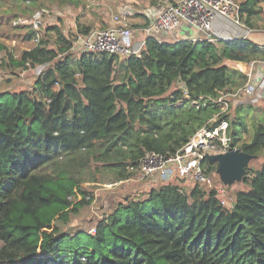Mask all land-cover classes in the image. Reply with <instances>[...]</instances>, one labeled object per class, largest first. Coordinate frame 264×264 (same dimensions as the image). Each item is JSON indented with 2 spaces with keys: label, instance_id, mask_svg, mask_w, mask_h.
Wrapping results in <instances>:
<instances>
[{
  "label": "trees",
  "instance_id": "1",
  "mask_svg": "<svg viewBox=\"0 0 264 264\" xmlns=\"http://www.w3.org/2000/svg\"><path fill=\"white\" fill-rule=\"evenodd\" d=\"M28 1V8L38 4ZM263 1L241 2L245 24ZM91 29L79 25L78 32ZM49 32L52 46L49 36L19 58L10 54L13 67L48 64L33 88L0 91V264H264V164L247 168L249 187L235 193L231 207L215 188L162 181L145 198L119 203L92 232L70 234L57 222L92 202L81 172L93 152L99 161L115 159L120 174L148 152L175 155L219 112L209 98L246 82L225 61L264 60V45L149 36L141 55L75 57L61 26ZM240 110L231 121L233 145L260 154L264 118L239 145L249 131ZM202 166L208 176L218 167L208 159Z\"/></svg>",
  "mask_w": 264,
  "mask_h": 264
},
{
  "label": "rangeland",
  "instance_id": "2",
  "mask_svg": "<svg viewBox=\"0 0 264 264\" xmlns=\"http://www.w3.org/2000/svg\"><path fill=\"white\" fill-rule=\"evenodd\" d=\"M36 1L38 4L29 5L31 8L29 10L27 7L28 0H0V17L2 18L0 25V91L6 89L12 91L31 90L33 88L37 76L48 65L43 64L28 68L13 67L10 54L14 58H19L24 50L35 47L40 40H46L49 36L52 46L55 37L53 33L49 32L50 26H61L66 36L73 39L74 42L79 35V25L80 27L82 25L91 28L102 27L109 24L115 15L126 16L129 25L137 30L146 26L155 17L159 9L171 2V0H80L76 4L75 2L61 3L60 0ZM260 6V11L255 15L256 17L253 16L254 19L252 18L250 23H253L254 27L262 32L264 30V3L261 2ZM43 10L47 12H44L36 20V16ZM30 31L34 32V36L28 39L27 35ZM259 33L257 37L260 39ZM263 34L264 32L261 33V37ZM168 37L170 38L171 34ZM70 52L78 57L82 50L75 47ZM225 62L237 71L248 72L249 64L247 63ZM5 64L8 66L6 67ZM231 90L226 89V91ZM238 107L244 114L249 128L248 132L242 133L241 141L238 143L241 145L251 140L252 124L264 118V100L258 103H249L244 100L235 101L230 109L231 121L235 120V112ZM98 156L99 151L93 152L90 157L92 158L91 163L81 172L82 187L89 194L88 197L92 198V202L83 206L77 213L71 214L67 222L57 221L64 232L70 234L79 231L92 232L95 230L96 224L107 217L119 203L132 198L143 199L151 188L162 184L158 175H145L139 166L129 168L120 174V168L112 166L116 161L115 159L99 161ZM263 164L264 150L250 158L240 171L236 169L224 176L221 170H216V173L209 177L214 188L223 190L224 193L221 196L233 203L235 193L249 187L245 181L247 168L255 170L261 168ZM217 165L219 166L218 161ZM221 178L226 182H223ZM170 181L178 183L188 190L196 183L191 174L183 177L177 176ZM205 187L209 188V186Z\"/></svg>",
  "mask_w": 264,
  "mask_h": 264
},
{
  "label": "built area",
  "instance_id": "3",
  "mask_svg": "<svg viewBox=\"0 0 264 264\" xmlns=\"http://www.w3.org/2000/svg\"><path fill=\"white\" fill-rule=\"evenodd\" d=\"M241 4L236 0H177L169 3L146 26L135 30L126 21V16L115 15L106 27H94L84 34L78 33L73 47L82 52H108L121 58L141 55L146 39L152 36L159 41H168V36L186 22L201 31L202 36L190 38L193 41L207 39L209 41H229L247 39L254 30L247 26L240 16ZM47 12L41 11L36 20ZM222 18L242 27L243 32L222 36L214 29V22ZM137 34H142L136 39ZM43 65V64H42ZM48 65V64H46ZM247 80L231 91H220L209 100L219 107V112L199 128L190 140L175 155H160L148 152L140 159V170L145 175H158L161 181H170L177 176L191 174L195 182L214 188L212 180L204 173L202 161L208 154L226 153L232 148L233 136L230 134V109L235 101L258 103L264 100V60L251 62L248 65ZM1 79V75H0ZM197 103V101H194ZM219 119L217 126L210 125ZM221 202L231 207V201L225 200L222 189L215 188Z\"/></svg>",
  "mask_w": 264,
  "mask_h": 264
},
{
  "label": "crops",
  "instance_id": "4",
  "mask_svg": "<svg viewBox=\"0 0 264 264\" xmlns=\"http://www.w3.org/2000/svg\"><path fill=\"white\" fill-rule=\"evenodd\" d=\"M159 1H164V0H159ZM177 0H171V2H175ZM237 2H239L241 4V0H236ZM170 2V3H171ZM264 3V1H263ZM164 7H162L161 9L158 10V12L156 13L159 14V12L163 9ZM155 15V16H156ZM256 17V16H254ZM253 18V17H252ZM251 18V19H252ZM254 19V18H253ZM252 19V20H253ZM247 25V24H246ZM248 27L250 26L254 31L252 33H250V35L248 36V38L256 43V44H259V45H264V34L262 35L261 37V33L264 32V30L262 32L258 31L253 23L252 24H249L247 25ZM214 29L216 31H218L220 33V35L222 36H229L230 35H235V34H239V33H242L243 32V28L242 27H239V26H236L234 25L231 21H226V20H223L222 18H218L215 22H214ZM260 32V33H259ZM254 33H257V34H254ZM260 35V39L259 37H257V35ZM254 34V35H253ZM139 36H141L142 34H138ZM138 35H136V39H138ZM253 35V36H252ZM197 36H202L201 34V31L198 30L196 27L194 26H191L190 24L186 23V22H183L179 28L177 30H175L173 33H171V37L168 38V41L170 40H178V39H192L194 37H197ZM243 63V62H242Z\"/></svg>",
  "mask_w": 264,
  "mask_h": 264
},
{
  "label": "water",
  "instance_id": "5",
  "mask_svg": "<svg viewBox=\"0 0 264 264\" xmlns=\"http://www.w3.org/2000/svg\"><path fill=\"white\" fill-rule=\"evenodd\" d=\"M254 156L256 155L246 153L241 148H232L226 153L208 154L207 159L214 162L218 161L219 166L217 167V171L221 170L222 174L225 176L236 169L240 171L243 168V165ZM221 180L226 182L223 178H221Z\"/></svg>",
  "mask_w": 264,
  "mask_h": 264
}]
</instances>
